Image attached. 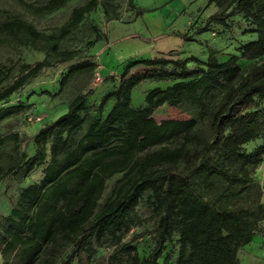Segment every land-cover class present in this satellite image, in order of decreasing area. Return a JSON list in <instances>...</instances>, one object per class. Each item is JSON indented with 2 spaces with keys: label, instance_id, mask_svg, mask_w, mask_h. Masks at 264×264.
Returning a JSON list of instances; mask_svg holds the SVG:
<instances>
[{
  "label": "trees",
  "instance_id": "trees-1",
  "mask_svg": "<svg viewBox=\"0 0 264 264\" xmlns=\"http://www.w3.org/2000/svg\"><path fill=\"white\" fill-rule=\"evenodd\" d=\"M15 1L26 11L43 17L65 8L72 0H49L41 6ZM103 1L104 13L109 18L108 4L115 0ZM134 1L129 0L130 6L134 7ZM99 5V0H89L73 8L69 20L51 34L40 32L20 18L0 20V43L30 46L52 58L35 64L23 63L15 78V69L0 65V103L29 85L45 69L72 61L78 51L62 50L61 44ZM236 8L254 27L255 36L238 54H232L225 62H219L212 50L205 62L196 57L184 61L130 62L119 86L100 102V111L114 103L105 117H92L87 112L90 93H80L69 103L66 113L36 137L34 154L23 153L21 163L5 172V176H11L22 169L32 171L46 165L41 182L22 190L6 219L9 227L2 251L4 263L0 264H11L14 258L21 264H34L46 248L61 241L75 243L79 257L84 253L91 257L93 238L101 243L111 235L112 244H121L130 230L129 218L147 192L153 215L160 217L158 242L143 260L132 244L122 245L120 252L130 259L127 264H168L167 259L164 263L160 260L175 231L180 235L175 264H237L238 251L253 241L264 218V204L259 203L253 210L220 208L217 204L248 196L255 185L251 169L258 167L264 158V144L252 154L243 150L244 145L257 141L264 133V107H261L264 65H254L249 73L239 65V60L264 58V0H237ZM232 15L233 11L211 15L205 26L227 25ZM204 32L207 27L197 29L194 34ZM181 36L192 40L187 34ZM189 63L195 64L196 69L188 70ZM138 66H172L173 70L150 69L132 74ZM95 69L97 64L89 60L72 65L54 96L76 76ZM144 81H172L173 87L150 90L144 106L136 107L133 93ZM225 84L231 92L223 107L212 115L210 142L199 139L197 119L157 123L153 118L158 107L166 103L179 107L186 96L192 104L204 108L205 99ZM24 110L23 105L0 108V125ZM18 139V134L0 136V147ZM168 143L179 145L170 147ZM197 143L204 144V155L192 151L191 147ZM154 147L158 148L140 156ZM213 153L232 171L226 165L212 164ZM118 174L122 177L116 180L104 205L96 212L108 180ZM195 175L201 176L206 191L215 189L217 183L226 184L215 203L193 193L191 178Z\"/></svg>",
  "mask_w": 264,
  "mask_h": 264
},
{
  "label": "rangeland",
  "instance_id": "rangeland-1",
  "mask_svg": "<svg viewBox=\"0 0 264 264\" xmlns=\"http://www.w3.org/2000/svg\"><path fill=\"white\" fill-rule=\"evenodd\" d=\"M25 1L41 6L49 0ZM88 1L72 0L65 8L42 17L26 11L15 0H0V20L20 18L32 23L40 32L51 34L69 20L73 8L84 5ZM99 1L98 8L86 15L81 26L61 44L62 50L78 51L77 56L70 62L56 64L53 68L45 69L29 85L16 92L9 100L0 103V108L25 106V110L21 114L5 120L0 125V136L9 134H18L19 136L18 141L11 140L0 147L1 263H4L2 251L5 245L6 229L9 227L6 219L16 206L22 190L41 182L46 165L39 166L32 171L22 169L11 176H5V172L21 163L23 153H27L29 156L34 154L36 137L47 131L54 121L66 113L69 103L77 94L90 93L87 98V112L92 117L100 119L105 117L109 111L108 107L100 111V102L106 94L114 91L120 84L118 76L107 72V69L115 72L120 71L123 63L139 59H152L157 57L161 50L173 49H176L177 52L182 51L184 55L193 56L195 54L201 58L206 57L203 61L209 58L210 50H212L219 62H225L232 54H238L239 49L245 44L255 40L254 27L244 20L243 13L236 8L237 0H213L210 4H208L209 0H135L134 7L130 6L129 0H115L108 4L109 18L104 13V1ZM231 11H233V15L227 20V25L214 23L205 26L206 16L222 12L230 13ZM189 20L198 22L188 31L187 22ZM204 27H207V32L194 34L197 29H204ZM185 34L194 37V40L184 39L181 35ZM169 58L173 57L169 56ZM45 59L51 60L52 58L33 47L0 43V65L15 69L13 78L17 76L19 67L23 63L35 64ZM88 60L95 62L97 69L91 73L76 76L59 95L54 96L59 90L62 77L69 68ZM256 64L264 65V58L255 61L239 60V65L245 73H249ZM101 65L105 68L104 72H102ZM150 69L162 71L173 70V67L147 68L140 66L135 73H144ZM155 87L157 85L152 81H146L139 85L134 92V104L139 100L138 96L145 90ZM171 87L173 86L165 89L169 90ZM230 92L231 89L225 84L205 99L204 108L192 104L186 96L182 99L179 107L171 106L169 103L158 107L153 118L157 123L165 120L197 119L199 124L196 133L199 139L204 143L210 142L212 139V115L223 107ZM261 107H264V101L261 102ZM263 144L264 133L257 141L244 145L243 150L247 154H252ZM167 145L174 147L179 143H168ZM157 148L149 149L140 156L143 157L146 153H151ZM191 148L196 154H205L204 144L197 143ZM47 159L49 160V158ZM211 163L219 167L226 165L214 153L211 154ZM225 167L230 170L227 165ZM251 176L255 185L248 196L230 203H218L217 206L228 209L253 210L259 203L264 204V158L258 167L251 169ZM121 177L122 174H118L108 180L96 212L104 205L116 180ZM191 184L193 193L201 195L204 201L210 203H215L226 187L225 183L220 182L217 183L215 189L206 191L200 175L193 176ZM258 193H261V197ZM149 194L150 192L145 194L137 206L136 212L129 218L130 230L125 233L121 244H112L111 235H107L101 243L93 238L91 257L89 253H84L79 257L76 254L75 243L61 241L55 247L46 248L34 264H65L67 261L70 264H127L130 259L120 252L122 245L126 243L132 244L142 260L147 258L158 242L160 226V217L153 215V208L147 203ZM179 237L178 231L172 233L170 240L165 244L161 263H164L165 259L168 260V264L177 262ZM11 264L21 263L17 258H14L11 260ZM237 264H264V218L258 224L253 241L238 251Z\"/></svg>",
  "mask_w": 264,
  "mask_h": 264
},
{
  "label": "crops",
  "instance_id": "crops-1",
  "mask_svg": "<svg viewBox=\"0 0 264 264\" xmlns=\"http://www.w3.org/2000/svg\"><path fill=\"white\" fill-rule=\"evenodd\" d=\"M209 18V16H206L205 17V19L207 20ZM197 22L198 21H195V22H193L192 20H189L188 22H187V25H188V27H189V29H188V31L190 30V29H192L193 27H195L196 25H197ZM192 40H194V37H192ZM183 52L182 51H178L177 52V50L176 49H173V50H161V51H159V55H157V57H153L152 59H167V60H173V61H178V60H180V61H184V60H186V59H188V58H190V57H196V58H198L200 61H203V59H205V58H201V57H198L197 55H184V54H182ZM169 54V55H168ZM169 56H172L173 58L172 59H170L169 58ZM202 60H201V59ZM208 58V57H207ZM143 60H145V59H143ZM146 60H148V59H146ZM135 61H140V59L139 60H135ZM135 61H129V62H126V63H123V66H122V68L120 69V71H110V70H106L107 72H110L111 74H114V75H116V77L118 76V78H119V80H120V82H121V76H122V74L124 73V70H125V68L127 67V65L130 63V62H135ZM206 61H207V59H206ZM203 62H205V61H203ZM139 67L140 66H138V67H136V68H134L132 71H131V73L132 74H134L135 73V71L137 70V69H139ZM101 68H102V72H104V70H105V68L101 65ZM193 69H196V65L195 64H193V63H189L188 64V70H193ZM122 74H121V73ZM120 73V74H119ZM144 82H146V81H144ZM144 82H142V83H144ZM156 83V85H157V87H155V88H162V89H165V88H167V87H169V86H172L173 85V82L172 81H152V83ZM141 83V84H142ZM140 84V85H141ZM154 89V88H153ZM150 90H152V89H150ZM150 90H145L140 96H138V98H139V100L137 101V103L136 104H134V93H133V104H134V106H136V107H143L144 106V104H145V96H146V94L150 91ZM134 92H135V90H134ZM110 104V105H109ZM108 105L109 106H107L108 107V109H109V111L111 110V108H112V106H113V102H111V103H109ZM106 107V108H107ZM108 111V112H109Z\"/></svg>",
  "mask_w": 264,
  "mask_h": 264
},
{
  "label": "built area",
  "instance_id": "built-area-1",
  "mask_svg": "<svg viewBox=\"0 0 264 264\" xmlns=\"http://www.w3.org/2000/svg\"><path fill=\"white\" fill-rule=\"evenodd\" d=\"M100 70V69H99ZM100 72V71H99ZM98 77H99V75H98Z\"/></svg>",
  "mask_w": 264,
  "mask_h": 264
}]
</instances>
